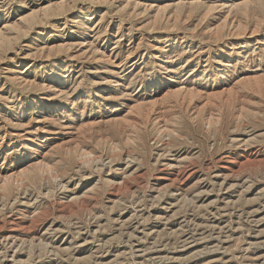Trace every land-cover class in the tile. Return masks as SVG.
Segmentation results:
<instances>
[{"label": "rangeland", "instance_id": "374dc122", "mask_svg": "<svg viewBox=\"0 0 264 264\" xmlns=\"http://www.w3.org/2000/svg\"><path fill=\"white\" fill-rule=\"evenodd\" d=\"M259 2L0 0V264H264Z\"/></svg>", "mask_w": 264, "mask_h": 264}, {"label": "bare ground", "instance_id": "6f19581e", "mask_svg": "<svg viewBox=\"0 0 264 264\" xmlns=\"http://www.w3.org/2000/svg\"><path fill=\"white\" fill-rule=\"evenodd\" d=\"M260 0H256V2L258 3ZM234 3V2H233ZM239 3V2H238ZM260 3V2H259ZM236 4V3H235ZM141 5V4H140ZM144 5V4H143ZM142 5V6H143ZM227 5H228V3H227ZM239 5H241V4H239ZM257 5H259V4H257ZM152 6V5H151ZM149 7V8H154V6H152V7ZM212 6H214V7H211L212 9H211V11H213V9L215 10V11H217V10H219V9H224V8H226V7H224L223 5V7L224 8H222L221 7V5H217V4H215V5H212ZM233 6V5H232ZM236 6V5H235ZM238 6V5H237ZM242 6V5H241ZM146 7V6H145ZM239 7V6H238ZM146 8H148V7H146ZM231 8V7H230ZM233 8V7H232ZM235 8V7H234ZM233 8V9H234ZM145 9V8H144ZM227 9V8H226ZM225 9V10H226ZM147 10V9H146ZM151 10V9H150ZM230 9H228L227 11H229ZM210 11V10H209ZM219 12H220V10H219ZM222 12V11H221ZM3 36V35H2ZM4 38H5V36H3V40L2 41H4ZM1 40H0V42H2ZM78 46V45H77ZM77 48V47H76ZM84 48H86V47H84ZM87 49V48H86ZM80 50V49H79ZM81 51H83V50H81ZM238 52V51H237ZM76 54H78V52L76 53ZM87 56V55H86ZM91 56V55H90ZM84 60V59H83ZM85 61V60H84ZM216 66H218V67H221V66H223V61L222 60H218V62H216ZM114 74H116V73H114L113 72V70L112 69H109L108 70V76H112V75H114ZM16 79V78H15ZM26 81V80H25ZM18 82V81H17ZM20 82V81H19ZM28 82V81H27ZM28 83H30V82H28ZM261 83H263V82H260V83H254V87L256 86V84H257V87L260 89V88H262L261 86ZM24 85H25V83H23ZM108 84H112V82L111 81H109L108 82ZM248 84V83H247ZM264 84V83H263ZM251 84L249 83L248 84V86H250ZM253 85V84H252ZM251 85V86H252ZM53 86V85H52ZM107 86V85H106ZM264 86V85H263ZM24 87V86H23ZM29 87V86H28ZM46 87H48V85L46 86ZM108 87V86H107ZM110 87V86H109ZM253 87V86H252ZM50 89V88H49ZM65 88L63 87V86H60V84H55V86H53L52 87V89H51V91H49V92H51L52 93V95H53V98L51 99V98H49L47 101H48V103L51 101V102H53V104H51L50 105V108H52V109H56V108H58L59 107V104L58 103H61V96H63V95H65V94H67V92L64 90ZM264 89V88H263ZM43 90H44V88H43ZM40 99V98H39ZM34 103H35V99H34ZM63 104V103H62ZM75 105H76V102L73 100V96L71 95L70 97H68L67 99H66V101L64 102V104L62 105V110H66L67 108H69V110H74V108H75ZM19 119V118H18ZM155 120H156V118H155ZM8 123V122H7ZM25 131V130H24ZM17 137V136H16ZM32 140H34V139H31L29 142H33ZM16 141V140H15ZM35 142V141H34ZM164 163V162H163ZM168 164V163H167ZM169 170H171V171H174V169H176L177 167H176V165L174 166L173 164H171V165H169ZM223 168V167H222ZM163 173H165V172H163ZM176 176V175H175ZM165 177V176H164ZM162 178V177H161ZM187 178V177H186ZM177 179V178H176ZM5 184V183H4ZM181 184V183H180ZM1 185V184H0ZM13 228V227H12ZM16 228V227H15ZM22 230V229H21ZM20 226L19 225H17V228L16 229H10V231H8V233H6L5 234V236H6V242L8 241V243L10 242H12L13 244H15V242H16V240H17V237H18V239H19V237H21L20 236ZM47 234V233H46ZM25 236V235H24ZM3 237V236H2ZM2 237H1V239H2ZM28 237V236H27ZM26 237V238H27ZM3 240V239H2ZM21 239H19V241H20ZM22 240H24V238L22 239ZM26 240V239H25ZM34 240V239H33ZM31 241V240H30ZM9 243V244H10ZM20 243V242H19ZM18 243V244H19ZM5 244V243H4ZM23 244V243H22ZM16 245V244H15ZM4 246V245H3ZM5 247H6V245H5ZM13 247V246H12ZM18 249V248H17ZM15 250V249H14ZM19 250V249H18ZM17 250V251H18ZM22 250V249H21ZM16 251V250H15Z\"/></svg>", "mask_w": 264, "mask_h": 264}]
</instances>
